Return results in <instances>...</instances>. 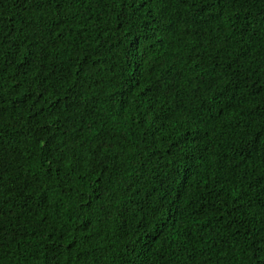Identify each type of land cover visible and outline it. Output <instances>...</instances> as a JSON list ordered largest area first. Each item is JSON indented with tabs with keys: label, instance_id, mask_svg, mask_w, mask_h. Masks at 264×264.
I'll return each instance as SVG.
<instances>
[{
	"label": "trees",
	"instance_id": "obj_1",
	"mask_svg": "<svg viewBox=\"0 0 264 264\" xmlns=\"http://www.w3.org/2000/svg\"><path fill=\"white\" fill-rule=\"evenodd\" d=\"M0 264H264V0H0Z\"/></svg>",
	"mask_w": 264,
	"mask_h": 264
}]
</instances>
